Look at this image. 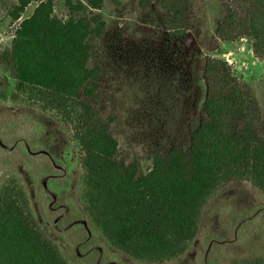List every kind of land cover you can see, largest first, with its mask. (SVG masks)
I'll use <instances>...</instances> for the list:
<instances>
[{"label":"trees","instance_id":"1","mask_svg":"<svg viewBox=\"0 0 264 264\" xmlns=\"http://www.w3.org/2000/svg\"><path fill=\"white\" fill-rule=\"evenodd\" d=\"M197 0H159L163 25L172 38L190 43L189 15ZM14 31L9 76L12 100L25 96L54 112L74 145L78 162L77 197L99 233L124 257L138 264H166L185 255L197 237L204 208L229 185L251 184L264 197V136L257 127L260 106L251 86L231 63L215 56L220 45L252 38L264 59V0H221L204 65L207 93L203 112L191 128L187 148L149 154L144 170L138 158L121 152L127 139L116 112L102 115V69L97 43L108 29L104 0H17L9 10L19 21ZM154 0H137L139 12ZM9 77L0 74V97ZM0 264H71L39 224L29 190L17 175L0 182ZM233 264H264V256L237 258Z\"/></svg>","mask_w":264,"mask_h":264},{"label":"rangeland","instance_id":"2","mask_svg":"<svg viewBox=\"0 0 264 264\" xmlns=\"http://www.w3.org/2000/svg\"><path fill=\"white\" fill-rule=\"evenodd\" d=\"M108 29L97 43L102 69V115L116 112L127 139L121 152L138 158L144 170L149 154L187 148L191 128L203 112L207 85L204 65L221 0H197L190 12L186 44L163 25L159 0L139 12L137 0H104ZM17 0H0V74L9 77L7 98L0 97V182L17 175L24 180L45 233L58 243L71 264H138L124 257L99 233L78 201V162L74 145L54 112L43 111L25 96L11 98L10 51L19 22L33 13L29 4L19 21L9 15ZM55 11L65 15L64 0ZM252 38L225 42L215 56L232 64L236 76L254 91L264 136V59L254 55ZM264 256V197L249 183L229 185L204 208L200 231L187 252L166 264H233L237 258Z\"/></svg>","mask_w":264,"mask_h":264}]
</instances>
